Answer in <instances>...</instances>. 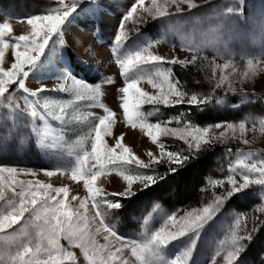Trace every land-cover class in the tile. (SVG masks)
Masks as SVG:
<instances>
[{
  "label": "rangeland",
  "instance_id": "rangeland-1",
  "mask_svg": "<svg viewBox=\"0 0 264 264\" xmlns=\"http://www.w3.org/2000/svg\"><path fill=\"white\" fill-rule=\"evenodd\" d=\"M70 2L71 0H65V3ZM132 2L133 0H82L66 18L62 26V34L53 35L45 52L36 65L31 68L25 81L26 86L30 89H37L41 86L47 89H57L61 83L58 79L71 76L91 86L100 84L102 95L98 101L91 99L75 101L63 117L57 118L55 115H48L39 105H36L38 113L36 116L25 111L27 103L30 101L34 103V100L19 88L10 89L4 97H0V166H15L33 170H65L54 172L51 177L40 172L37 178L54 187L67 185L70 190L68 202L72 206L78 205L81 198H87L88 192L83 186V181L72 180L71 168L77 164V154L82 156L83 150L90 151L91 137L89 133L94 124L98 123L99 118L107 115L104 107L114 114L113 135L105 137L109 144L114 143V138L124 133L123 143L128 145L139 158L147 160L149 151L157 155L160 152L157 144L153 143L144 131L139 127L133 128L125 123L123 110L120 107L123 103V93L119 89L124 86V78L120 74L119 66L115 63L113 48H116L117 28L121 17ZM149 3L150 0H145V5ZM193 4L195 6L191 9H188L186 3L181 4L184 11L179 12H174L173 6L169 15L149 18L145 23L139 25L128 21L126 23L127 38L116 48V55L121 58L151 42H154L150 49L151 52L165 57L168 61L176 58L189 63L192 61L193 55H196L199 66L205 67L211 76L214 86L212 93L222 99L218 100L219 106L216 107L224 110L228 107V100L233 98H237L241 104L245 105L260 103L261 112L258 114H246L238 119L233 118L228 121L225 116L220 115L221 119H218L215 117L218 115L210 112L213 120L204 125H196L189 121L188 113L195 111L199 103L189 105L188 97H185L183 103L175 106L160 105L162 115L159 117L156 115L147 117L149 122H156L159 119L167 122L169 127H183L184 121L197 127H206L217 122H232L237 125L241 120L245 122L244 138L250 143L248 145L242 143L238 128L235 138L229 132L228 138L223 143H213L222 148V154L218 159L216 169V173L217 171L218 173L210 174L204 178L202 191H206L210 198L202 206L190 207L185 211L203 207L211 202L214 195H220L221 192L226 195L232 187L227 182L229 164H234L239 155L246 154L251 149L254 153L252 159L264 158V131H261V128L264 127V67L258 65L252 70L247 68L249 59L264 62V0H207L206 3L204 0H193ZM56 7H58V0H0V23L9 21L13 29L12 35H20L30 31V26L26 23L27 17L46 14ZM67 54L73 56L72 62L68 61ZM11 62H13L12 49L9 47L5 51L3 65L10 66ZM225 63L230 64L228 69L213 67L214 65L222 66ZM174 65L181 64L162 63L159 67L172 69ZM232 67L236 68V73L231 71ZM221 71L228 77V80L224 85L215 87ZM245 71H249L250 74L244 76ZM155 72L156 69L149 64L131 70L129 75L135 77L144 74L154 77ZM87 76L91 80L86 79ZM108 78H111L112 83L107 82ZM172 79L176 80L173 72ZM229 81L237 91L226 90ZM139 86L147 92L154 93L156 91L147 82V79L141 80ZM41 95L49 99H72L70 94L59 91L44 92ZM189 95L191 94L189 93ZM101 104L104 107H101ZM152 109L153 106L150 104L141 106V110L145 113ZM206 109L211 110L209 107ZM212 109L214 112L216 111V108ZM247 110L250 111V108ZM172 116H180L181 123L177 125L174 120H169ZM253 124H255V128H253ZM212 130L217 133L224 131L223 124L221 128ZM163 140L179 142L184 148L188 147L178 137L159 138L160 143ZM229 148L232 149L231 155L227 152ZM237 149H240L241 152L238 153ZM195 150L193 149V151ZM165 151L168 150L165 149ZM249 162H252L251 159ZM164 166L168 168L167 163H164ZM152 171V169H137L140 174ZM27 178L31 179V177ZM235 179L238 182L241 180L238 173L235 175ZM211 180H223V184L213 187L209 183ZM254 181L255 177L249 186L232 196L243 200L249 192H255L259 201L252 203L248 210L239 211L228 207L226 202L229 197L225 199L219 211L200 230L188 264H213V260L216 264H228L223 257L232 251L233 231L240 237H245L249 233L253 238L257 234L260 235L262 228L259 225V220L264 217V186L258 185ZM162 183L165 186L166 182ZM97 186H102L104 191L110 194L123 191L126 182L118 172L109 171L105 176L98 178ZM158 188H161V183H158L154 190L157 191ZM73 195L77 196V200H71ZM109 198L121 199L120 197ZM174 199L176 200V198ZM87 204L91 216L93 210L90 199L87 200ZM147 204L146 201L140 205L135 202L130 204L135 212H132L131 223L129 227L119 229L120 226L117 227L115 223L119 218L115 220L111 215L114 214L113 211H116L117 216L124 217L123 211L128 209L121 200L122 206L111 211L108 216L113 230L128 239L143 240L146 235L158 229L167 216L173 213L179 216L184 213V211H177L178 208L169 211L155 204ZM237 217L241 220L239 225L235 223ZM145 218H147L146 224ZM97 226L96 224L91 226L97 243L99 245L108 243L115 251L119 247L118 242L112 237L106 241L107 233L103 230L96 232ZM254 226L255 231H253ZM192 235L189 233L179 237L158 249L151 264H169L171 259L189 247ZM251 240L240 241L246 245V248L240 254L236 264H257L260 254L264 252V238L259 239L254 245L251 244ZM61 243L69 247L76 257L74 261L66 262V264H89L79 248L68 246L67 242L63 240ZM7 248L8 246L3 240H0V253H4ZM120 255L128 261V264H133L135 257L131 255L130 249H125ZM106 259L111 260L110 257H106Z\"/></svg>",
  "mask_w": 264,
  "mask_h": 264
},
{
  "label": "snow or ice",
  "instance_id": "snow-or-ice-1",
  "mask_svg": "<svg viewBox=\"0 0 264 264\" xmlns=\"http://www.w3.org/2000/svg\"><path fill=\"white\" fill-rule=\"evenodd\" d=\"M80 2L82 0H71L70 3L58 0V7L54 10L43 15L27 17L26 23L30 26V31L20 35H12L13 29L9 21L0 23V97H4L10 89L19 88L34 100V103L31 101L27 103L25 111L36 116L38 114L36 105H39L48 115H55L57 118L63 117L75 101L99 100L102 95L100 84L91 86L71 76L58 79L61 83L57 89H47L44 86L30 89L25 82L29 71L39 61L53 35L62 34V26L66 18ZM204 2L206 3L207 0ZM183 3L188 5V9L195 6L193 0H150L148 5H145V0H133L121 17L117 28L116 48L127 38L126 23L128 21L139 25L145 23L149 18L164 17L169 15L173 6L174 12L184 11L181 7ZM153 43H148L122 58L116 55V48H113V52L115 63L119 66L120 74L124 78V86L119 89L123 93V103L120 107L123 110L124 121L127 125L133 128L139 127L144 131L150 140L157 144L160 149L159 155L149 151L147 160L139 158L128 145L123 143L124 133L115 137L114 143L109 144L105 137L113 135L114 114L101 104L107 115L101 116L89 133L91 137L90 151L85 149L82 156L77 154V164L71 168L72 180L83 181V186L88 192V197L81 198L78 205L72 206L68 202L70 190L67 185L54 187L37 178L40 172L51 177L54 172L65 170H33L15 166H0V240H3L8 246L4 253H0V264H66V262L74 261L75 254L69 247L61 243L62 240L66 241L68 246L79 248L89 264H128V261L120 255L125 249H130L131 255L135 257L133 264H151L158 249L166 246L172 240L192 233L189 247L169 261V264H188L200 230L219 211L224 200L249 186L253 182V177H255L256 184L264 186V158L252 159L254 153L249 149L246 154L239 155L234 164H229L227 182L232 187L226 195H214L211 202L199 209L193 208L190 211H184L183 215L177 216L176 213H173L167 216L164 223L146 235L143 240H131L118 235L113 230L108 221L110 212L122 206L121 199L135 195L137 190L150 187L156 183L157 178H162L155 171L157 164L167 163L169 172L176 171V168L190 159L193 149L200 150L202 145L206 146L210 142L223 143L228 138L229 132L235 138L237 128L242 143L245 145L250 143L244 138L246 125L243 120L238 125L232 122H217L206 127H197L187 121H184L183 127H169L167 122L159 119L156 122L148 121L147 117L162 115L160 105L175 106L183 103L185 97H188L189 105L203 102L198 100L195 93L189 95L187 91L181 89L179 80L172 79L171 68L161 69L159 67L162 63L186 65L188 61L176 58L168 61L163 56L153 54L150 50ZM9 47L12 49L13 62L10 66H4L5 51ZM196 59L197 56L193 55L192 62H195ZM149 64L156 69L154 77L144 74L135 77L129 75L131 70ZM258 65L264 67V62L247 60L249 70ZM213 67L228 69L230 64L225 63L222 66L214 65ZM231 71L237 72L235 67H232ZM249 74V71L243 73L244 76ZM144 79H147V82L156 90L154 93L147 92L139 86V82ZM226 80L228 77L221 71L215 87L224 85ZM107 82L112 83L111 78H108ZM226 90L237 91L230 81ZM50 91L65 92L70 94L72 99H49L41 95ZM204 99L206 100L208 97ZM144 104L152 105L153 109L147 113L143 112L141 106ZM169 120H174L177 125L181 123L180 116H172ZM222 124L224 131L217 133L212 130L221 128ZM253 128H255V124H253ZM261 131H264V127L261 128ZM160 137H178L188 147L186 150L165 151V145L159 141ZM236 151L241 152L240 149ZM227 152L231 155L232 149H227ZM250 159L252 162H249ZM173 164L177 167H172ZM137 169H152L153 171L140 174ZM109 171L118 172L126 182L123 191L109 194L104 191L102 186H97L98 178L105 176ZM237 173L241 177L239 182L235 179ZM27 177H31V179ZM134 182H138L139 185L135 190L133 189ZM209 183L215 187L222 185L223 180H211ZM109 197H120L121 199ZM89 199L93 210L91 216L87 204ZM71 200H77V196H71ZM144 222L147 223V218ZM235 223L236 225L241 223L239 217L236 218ZM93 224L98 225L95 229L96 232L103 230L107 233L106 241L112 237L118 242L119 247L115 251L108 243L104 245L97 243L91 227ZM253 231H255V226ZM244 239L250 241L252 234L240 237L233 231L232 251L223 257L224 261L228 264H233L235 261L236 264L240 254L246 248V245L240 242ZM106 257H110L111 260H107ZM213 264H216L214 260ZM257 264H264V252L260 254Z\"/></svg>",
  "mask_w": 264,
  "mask_h": 264
},
{
  "label": "trees",
  "instance_id": "trees-1",
  "mask_svg": "<svg viewBox=\"0 0 264 264\" xmlns=\"http://www.w3.org/2000/svg\"><path fill=\"white\" fill-rule=\"evenodd\" d=\"M67 59L69 62H72L73 56L67 54ZM172 72L174 78L179 80L184 91H187L190 94L195 93L198 96V100L203 101L196 106L195 111L188 113L189 121L196 125H204L213 120L210 112L218 115L215 116L218 119H221L220 115H223L228 121L233 118L238 119L246 114L252 115L261 112L260 103L255 102L253 104L245 105L241 104L237 98L228 100V107L224 110L223 108L216 107L219 106L218 100L222 99H219L212 93L214 91V86L210 78L211 76L208 71L205 70V67H202L201 65L199 66L198 61H191L182 66L174 65L172 67ZM86 79L91 80L88 76ZM205 97H208V99L205 100ZM206 107L211 108V110L206 109ZM212 108H216V111L214 112ZM247 108H250V111L247 110ZM162 143L168 151L187 149L179 142L163 140ZM192 153V156L187 162L182 163L181 166L176 168V171L171 173L164 164H158L155 171L159 174V177L162 178H157L156 183H153L149 188L137 190L135 195L128 197L125 201L124 199H121L126 204L125 207L128 209L127 211H123L124 217L120 218V216H117V212L113 210L114 214L111 215L115 220L119 218L118 222H115L117 227L118 225L120 226L118 227L119 229L122 227H129L133 217L132 212H134L130 207V204L134 202L137 205H140L143 201H146L148 203L147 205L155 204L156 206L169 211L174 210L175 208H178L179 211H185L190 207L202 206L209 200L210 195L207 194L206 191H202L204 178L210 174L214 175L216 173L217 164L219 162L218 159L222 154V148L217 144L209 143L206 146L202 145L200 150H192ZM185 154H187V152H185ZM173 167L177 166L174 165ZM163 181L166 182V184H169L163 186ZM158 183H161V188H158L156 191L154 189ZM138 187V183L133 184L134 190ZM221 194L224 193L221 192ZM174 198H176V200ZM258 201L259 198L257 194L255 192H249L243 200L231 196L227 199L226 203L228 207H232L239 211H245L249 209L252 203ZM259 225H261L262 228L261 233L260 235H255L254 238L252 237L251 244L253 245L259 239L264 238V217H261V220H259Z\"/></svg>",
  "mask_w": 264,
  "mask_h": 264
}]
</instances>
